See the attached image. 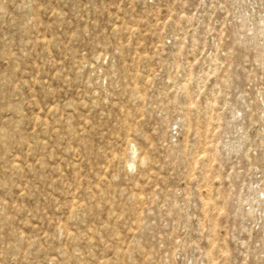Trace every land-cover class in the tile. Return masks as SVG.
Here are the masks:
<instances>
[{"label":"rangeland","instance_id":"1","mask_svg":"<svg viewBox=\"0 0 264 264\" xmlns=\"http://www.w3.org/2000/svg\"><path fill=\"white\" fill-rule=\"evenodd\" d=\"M0 264H264V0H0Z\"/></svg>","mask_w":264,"mask_h":264}]
</instances>
